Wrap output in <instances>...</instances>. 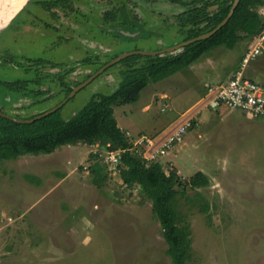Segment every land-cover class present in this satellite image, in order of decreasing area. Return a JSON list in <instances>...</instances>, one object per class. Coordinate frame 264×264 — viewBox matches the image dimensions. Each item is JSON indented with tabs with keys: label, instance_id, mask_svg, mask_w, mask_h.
<instances>
[{
	"label": "rangeland",
	"instance_id": "374dc122",
	"mask_svg": "<svg viewBox=\"0 0 264 264\" xmlns=\"http://www.w3.org/2000/svg\"><path fill=\"white\" fill-rule=\"evenodd\" d=\"M164 2L30 0L0 31V110L31 117L63 102L114 54L179 43L192 24L181 29L185 11L170 15ZM124 6L158 37L109 31L105 12ZM252 41L217 46L151 81L137 101L115 106L119 126L133 135L164 134L194 115L183 140L158 160L184 181L178 211L192 229L189 264H264V116L203 107L208 85L229 80ZM124 68L116 63L80 89L60 108L62 117L113 92ZM109 143L0 159V264H173L153 200L125 183L122 165L105 164ZM200 171L210 183L191 185Z\"/></svg>",
	"mask_w": 264,
	"mask_h": 264
},
{
	"label": "trees",
	"instance_id": "16d2710c",
	"mask_svg": "<svg viewBox=\"0 0 264 264\" xmlns=\"http://www.w3.org/2000/svg\"><path fill=\"white\" fill-rule=\"evenodd\" d=\"M215 2L218 5L215 10L209 9V2L200 7H190L183 13L181 29L192 24L183 40L214 29L229 14L234 0ZM260 5H264V0H241L230 20L221 29L208 38L185 46L181 51L164 55L134 54L121 60L118 63L126 64V68L122 71L123 78L119 86L111 93L95 94L69 119L62 117L61 109L33 122H20L11 116L0 115V159L28 153H52L63 145L81 142L100 145L110 142L111 148H127L131 140L119 126L115 106L137 101L151 81H158L191 65L211 49L220 45L233 47L242 38L239 30L248 35L258 34L264 28V17L258 10ZM105 19L110 22L108 30L123 39L132 40L135 36L122 33V29L139 32L136 37H158L154 30L146 27L140 16L126 6L105 12ZM205 22L209 23L206 29L200 26ZM118 55L120 53L114 54L111 59ZM111 59L99 64L96 71ZM4 83L12 89L20 90L18 81ZM69 90L72 91L73 87ZM121 165L125 183L141 186L144 195L153 200L154 211L162 223L169 245L167 251L173 264H189L192 257V229L189 223H183V217L178 211V195L184 185L178 171L166 172L160 161L148 165L142 157L130 150L124 152ZM190 183L193 186H205L210 183V178L200 171L191 177Z\"/></svg>",
	"mask_w": 264,
	"mask_h": 264
},
{
	"label": "built area",
	"instance_id": "2783aa9c",
	"mask_svg": "<svg viewBox=\"0 0 264 264\" xmlns=\"http://www.w3.org/2000/svg\"><path fill=\"white\" fill-rule=\"evenodd\" d=\"M264 54V29L256 37L253 45L245 52L239 69L229 80L208 87L204 106L213 109L223 107L242 109L252 115L264 116V83L248 75V67L259 56ZM194 115L184 117L177 125L164 134L149 135L127 133L131 145L127 148H110L105 154L104 162L110 168L122 164L123 154L127 150L138 154L147 163L158 161L173 150L183 140L189 128L194 124ZM109 143V147H110Z\"/></svg>",
	"mask_w": 264,
	"mask_h": 264
},
{
	"label": "water",
	"instance_id": "95a60500",
	"mask_svg": "<svg viewBox=\"0 0 264 264\" xmlns=\"http://www.w3.org/2000/svg\"><path fill=\"white\" fill-rule=\"evenodd\" d=\"M29 1L30 0H26L25 3L20 8V10ZM240 1L241 0H234V2L232 4V7H231V10H230L229 14L226 16V18L221 23H219L214 29L210 30L209 32L203 33V34H201L199 36H196V37L188 39V40H183V41H181V42H179L177 44H174V45H171V46H167V47H164V48H161V49H158V50H137L136 49V50H132V51H126V52L118 55L117 57L113 58L112 60L108 61L105 65H103L101 68H99L96 72H94L85 81H83V82L79 83L78 85L74 86V88H73L72 92L69 94V96L63 102H61L60 104L56 105L55 107H53V108H51V109H49V110H47V111H45V112H43L41 114H38L37 116L32 117V118H17V117H13V118H15L16 120H18L20 122H33L36 119H39V118L44 117V116H47V115L57 111L58 109H60L65 104V102L67 100L72 98L80 89H82L83 87L88 85L90 82H92L97 76L102 74L110 66L120 62L121 60L127 58L130 55H134V54H152V55L161 54V55H164V54H167V53H174V52L181 51L185 46H187V45H189V44H191V43H193L195 41H198V40H201V39H205V38H208V37L212 36L214 33H216L219 29H221L230 20V18L232 17V15L235 12L237 6L239 5ZM19 11H17V13L15 15H13V17L9 20V22L6 24V26L13 20V18L18 14ZM120 31L122 33L126 34V35L135 36V35L138 34V32H131V31L123 30V29L120 30ZM1 114L7 115L5 113L0 112V115ZM7 116H9V115H7Z\"/></svg>",
	"mask_w": 264,
	"mask_h": 264
},
{
	"label": "crops",
	"instance_id": "0c3cea01",
	"mask_svg": "<svg viewBox=\"0 0 264 264\" xmlns=\"http://www.w3.org/2000/svg\"><path fill=\"white\" fill-rule=\"evenodd\" d=\"M165 2V8L167 10V13L168 14H179L180 12H184L186 11L188 8L190 7H194L195 5L200 7V6H203L204 4H208L209 2L211 3V0H164ZM209 6V9L210 10H215L217 9L218 5L217 3L213 4H208ZM260 13L262 14V16L264 17V5H260L259 6V9ZM178 16V15H176ZM264 29V28H263ZM262 29V30H263ZM261 30V31H262ZM260 31V32H261ZM260 32L258 34H255V35H248L246 32H244L243 30H239V33L242 34V38L244 37H249V38H252L254 39V41H252L246 48H245V51L243 53V56L245 54V52L253 45V43L255 42L256 40V37L260 34ZM139 34V32H138ZM137 34V35H138ZM135 35V36H137ZM241 38V39H242ZM183 41V40H182ZM239 41V40H238ZM237 41V42H238ZM181 42V41H180ZM236 42V43H237ZM242 56V58H243ZM242 61V60H241ZM240 61V62H241ZM255 63L256 65V70L254 71L253 69H251L252 65ZM241 64V63H240ZM240 66V65H239ZM239 66H238V69H239ZM237 69V70H238ZM237 70L235 72H233L232 74L234 75ZM248 75L262 83H264L262 80H264V54L259 56L256 60H254L253 62H251V64L249 65L248 67ZM231 75V77L233 76ZM261 79V80H260ZM211 85V84H210ZM208 85V87L210 86Z\"/></svg>",
	"mask_w": 264,
	"mask_h": 264
},
{
	"label": "bare ground",
	"instance_id": "6f19581e",
	"mask_svg": "<svg viewBox=\"0 0 264 264\" xmlns=\"http://www.w3.org/2000/svg\"><path fill=\"white\" fill-rule=\"evenodd\" d=\"M26 0H0V30L20 10Z\"/></svg>",
	"mask_w": 264,
	"mask_h": 264
},
{
	"label": "flooded vegetation",
	"instance_id": "af4514ba",
	"mask_svg": "<svg viewBox=\"0 0 264 264\" xmlns=\"http://www.w3.org/2000/svg\"><path fill=\"white\" fill-rule=\"evenodd\" d=\"M4 82H11V81H3V83ZM21 87H20V90L22 89V88H25L23 85L24 84H19ZM26 86V85H25ZM0 112H2V113H5V114H7V115H9V116H11V117H16V115L14 116V115H11V114H9V113H6L5 111H3V110H0ZM2 115V114H1ZM4 115V114H3Z\"/></svg>",
	"mask_w": 264,
	"mask_h": 264
}]
</instances>
